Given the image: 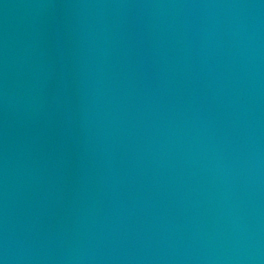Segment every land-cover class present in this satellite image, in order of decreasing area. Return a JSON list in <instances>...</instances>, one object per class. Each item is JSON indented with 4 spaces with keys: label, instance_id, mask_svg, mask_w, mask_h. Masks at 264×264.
<instances>
[{
    "label": "water",
    "instance_id": "95a60500",
    "mask_svg": "<svg viewBox=\"0 0 264 264\" xmlns=\"http://www.w3.org/2000/svg\"><path fill=\"white\" fill-rule=\"evenodd\" d=\"M3 264H264V0H0Z\"/></svg>",
    "mask_w": 264,
    "mask_h": 264
},
{
    "label": "clouds",
    "instance_id": "9594fccd",
    "mask_svg": "<svg viewBox=\"0 0 264 264\" xmlns=\"http://www.w3.org/2000/svg\"><path fill=\"white\" fill-rule=\"evenodd\" d=\"M0 264H3V261H0Z\"/></svg>",
    "mask_w": 264,
    "mask_h": 264
}]
</instances>
